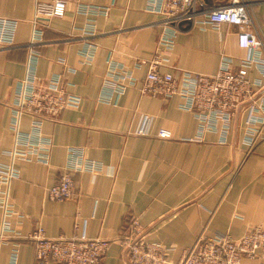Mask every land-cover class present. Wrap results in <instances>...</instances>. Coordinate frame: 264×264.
I'll use <instances>...</instances> for the list:
<instances>
[{"label":"crops","instance_id":"crops-1","mask_svg":"<svg viewBox=\"0 0 264 264\" xmlns=\"http://www.w3.org/2000/svg\"><path fill=\"white\" fill-rule=\"evenodd\" d=\"M66 2L63 17L42 22L43 42L36 49L34 73L40 83L60 75L63 90L80 97L81 104L42 121L40 136L50 142L47 164L15 160L19 177L10 187L13 213L5 218L6 230L0 203V264H12L14 256L15 264H36L27 238L37 227L49 238L109 241L101 264H127L117 239L130 218L136 217L145 240L167 248L169 264H177L201 232L224 233L236 240L249 229L264 226V141L248 151L243 140L246 106L234 113L227 141L222 143L218 132L199 136L196 116L180 108L181 96L140 93L148 62L156 55L162 60L161 73L211 76L223 56L236 68L254 55L239 46L238 29L227 24L217 30L207 25L186 28L166 48L159 44L161 16L149 11L148 0ZM35 3L0 0V18L16 22L13 43L0 44V162L4 164L11 161L8 152L16 141L11 121L17 88L26 73ZM248 3L250 31L264 42V0ZM80 6H100L107 12L85 14L79 12ZM87 48L90 61L84 54ZM255 53L264 59V46ZM109 59L138 81L115 104L98 100ZM248 79L264 86V74L256 66H251ZM261 99L264 87L255 96ZM144 118L150 120L147 135H136ZM32 124V118L23 115L19 131L29 134ZM162 129L171 137L159 138ZM70 160L72 164L91 161L97 169L72 172V197L50 201L48 189ZM235 262L262 263L260 258L244 257Z\"/></svg>","mask_w":264,"mask_h":264},{"label":"built area","instance_id":"built-area-1","mask_svg":"<svg viewBox=\"0 0 264 264\" xmlns=\"http://www.w3.org/2000/svg\"><path fill=\"white\" fill-rule=\"evenodd\" d=\"M248 0H226V3L210 4L206 0H148V9L161 16L163 29L159 44L171 48L178 32L186 28L210 26L219 29L222 24L238 29L237 38L241 48L254 53L241 60L234 68L232 60L226 56L221 59L218 71L211 76L187 71L161 73L158 70L161 58L156 55L148 62V71L140 83V93L144 95L170 98L181 96L180 108L192 112L198 121L199 136L206 132H218L221 142L227 141L234 113L246 106L244 143L248 151L264 141V99L255 100V96L264 86L260 82H250L248 72L251 66L264 74V59L259 58V51L264 42L258 33L250 31L252 18L248 10ZM66 0H36L32 19V36L28 43L29 55L26 73L19 82L13 107L11 129L15 134V146L8 152L11 161L0 162V195L2 208V227L8 228L5 220L11 215L10 187L19 177L15 160L36 161L47 164L50 142L40 136L44 119H55L64 109H77L81 98L66 93L60 75H53L44 83L35 76L37 48L43 42L44 20L61 18L66 12ZM79 12L106 14L107 9L100 6H80ZM16 30V22L0 18V44L11 45ZM92 34V33H90ZM92 48V47H91ZM90 48L84 51L90 61ZM137 79L123 66L108 60V70L99 95V101L115 104L127 88L135 87ZM23 115L32 120V131L23 134L19 123ZM150 120L144 118L136 135L145 136ZM161 139L171 137L168 130H159ZM59 180L48 189L50 201L68 200L73 195L74 181L72 172L92 171L95 163L81 160L72 164L71 160ZM144 228L138 219L131 217L118 236V243L124 253L127 264H169V250L157 243L147 242ZM34 249L36 264H101L111 242L100 239H88L84 236L71 238H49L41 227L35 228L27 238ZM260 258L264 264V226L249 229L243 236L234 240L224 233L212 236L201 232L192 247L184 251L177 264H236L239 258ZM15 264V256L12 260Z\"/></svg>","mask_w":264,"mask_h":264}]
</instances>
